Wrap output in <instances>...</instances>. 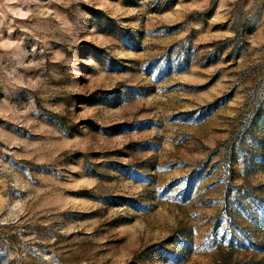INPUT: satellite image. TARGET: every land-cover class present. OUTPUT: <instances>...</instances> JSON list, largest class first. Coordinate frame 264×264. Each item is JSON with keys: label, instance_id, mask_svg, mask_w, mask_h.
<instances>
[{"label": "rangeland", "instance_id": "rangeland-1", "mask_svg": "<svg viewBox=\"0 0 264 264\" xmlns=\"http://www.w3.org/2000/svg\"><path fill=\"white\" fill-rule=\"evenodd\" d=\"M0 264H264V0H0Z\"/></svg>", "mask_w": 264, "mask_h": 264}]
</instances>
